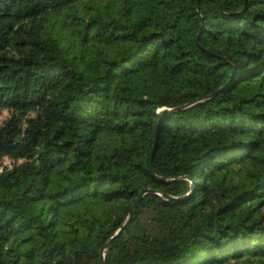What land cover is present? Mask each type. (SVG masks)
<instances>
[{
	"label": "trees",
	"instance_id": "16d2710c",
	"mask_svg": "<svg viewBox=\"0 0 264 264\" xmlns=\"http://www.w3.org/2000/svg\"><path fill=\"white\" fill-rule=\"evenodd\" d=\"M103 251L264 264V0H0V264Z\"/></svg>",
	"mask_w": 264,
	"mask_h": 264
},
{
	"label": "water",
	"instance_id": "95a60500",
	"mask_svg": "<svg viewBox=\"0 0 264 264\" xmlns=\"http://www.w3.org/2000/svg\"><path fill=\"white\" fill-rule=\"evenodd\" d=\"M179 107H182V106H179ZM179 107H177V108H179ZM165 109H167V108H165V107H161V108H159L157 111H158V113L159 114H161ZM155 142H156V135H155V137H154V143H153V146H152V151H151V157H150V166H149V169L151 170V171H153V165H152V158H153V155H154V152H155ZM147 190H150V189H144L140 194H139V196H141L145 191H147ZM139 196L135 199V201L133 202V205H132V207H131V209H130V211H129V214H131L132 213V211H133V209H134V207H135V205H136V202H137V200H138V198H139ZM124 225V224H123ZM122 225V226H123ZM122 226L104 243V248L103 249H106L107 247H108V245L110 244V242L112 241V239L114 238V236L115 235H117L118 234V232L121 230V228H122ZM103 257H104V251L102 252V258H101V264H104V260H103Z\"/></svg>",
	"mask_w": 264,
	"mask_h": 264
},
{
	"label": "rangeland",
	"instance_id": "374dc122",
	"mask_svg": "<svg viewBox=\"0 0 264 264\" xmlns=\"http://www.w3.org/2000/svg\"><path fill=\"white\" fill-rule=\"evenodd\" d=\"M4 115H6V111L3 112L2 116H4ZM10 163H11V159L8 157H5L3 160V164H10Z\"/></svg>",
	"mask_w": 264,
	"mask_h": 264
}]
</instances>
